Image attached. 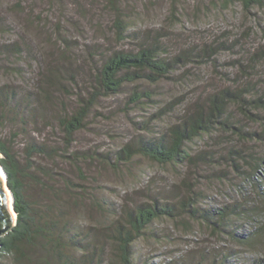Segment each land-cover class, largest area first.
<instances>
[{
  "label": "rangeland",
  "instance_id": "rangeland-1",
  "mask_svg": "<svg viewBox=\"0 0 264 264\" xmlns=\"http://www.w3.org/2000/svg\"><path fill=\"white\" fill-rule=\"evenodd\" d=\"M62 1L66 5L63 6L65 10L62 15H58L56 5L53 7L50 0L0 1L3 3L0 5V13L19 2L26 14L41 13L43 17L41 22L33 20L36 27L34 29L25 26L18 15L17 20L11 18L10 14L7 15L15 26L8 29V35L0 37V45L14 40L20 45L21 54L4 57L3 50L0 51V86L14 85L20 96L29 91L31 79L44 70L47 60L53 68L61 65L57 62L60 58L55 52L58 42H54L59 40L55 26L62 22L60 18L71 20H66L68 32H63L68 33L66 37L74 41L75 67L82 66L81 50L84 53L92 42L98 41L107 49L116 47L126 50L134 47L129 40L115 45L109 30L113 16L104 9L107 0H96L93 5L89 0ZM118 2L120 8L128 11L130 23L135 30L162 35L164 49L170 56L179 53L186 57L191 55L193 47L201 49L204 45L214 46L220 41L239 40L234 48L229 46L232 50L217 48V53L207 57L204 63L196 64L191 60L184 62L182 67H176L169 80H162L157 84L144 81L127 84L119 95L100 99L96 103L85 121V128L76 133L70 148L80 159L79 167L84 180L64 161H51L47 164L52 171L83 186L89 193L87 198L91 204L88 201L83 208L72 213L75 214L74 225L94 227L100 223L103 226L99 232L104 233V228L108 229L124 208L129 209L151 200L160 205H175L179 200L194 198V207H199L200 210L240 204V207L246 209L244 216L228 219L221 229L211 224L203 225L181 210H178L179 213L174 210L178 214L172 219L163 217L155 220L132 245L131 264H264V237L261 236L264 225V218L261 216L264 212V169L254 183H250L243 179L247 166L235 155H230L240 166L236 171L232 167L233 158L227 156L228 147L235 144L244 149V155L247 156H244V160L249 161L256 155L264 154V143L259 140L240 141L233 136L216 133L200 137L187 145L192 157L199 151L215 154L214 160L206 164L194 158L183 165H159L140 156L126 165L118 164L116 168L111 164L115 153L128 141L140 136L151 137L163 133L169 125L181 118L183 110L188 109V102H194L196 97L204 96L212 89L229 85L226 79H233L236 69L232 66L240 58L241 51L250 44L252 38L258 41L259 30H264V8H255L248 14L238 4L222 7L217 0ZM188 59L193 58L188 56ZM3 68L8 69L10 74L3 73ZM80 74L76 81L78 86L74 85V88L66 78L62 79V85L73 93L64 97L71 103H66L65 108L68 110L76 100V88L85 87L86 80L82 77L87 72L84 69ZM134 91L149 93L151 101L144 99L136 105L130 104L128 98ZM80 94L84 95V92L80 91ZM180 102L182 103L179 104ZM161 107L173 110L167 115L158 116L157 112ZM57 109L55 107L52 112L53 117L61 113ZM50 124L55 126L53 121L42 117L24 124L20 120L7 121L1 129V136L23 163L24 148L28 143L43 140L56 143L59 140L57 130ZM253 129L258 132L263 130L260 124H254ZM35 162L46 166L43 159L35 158ZM39 188V185L28 182L29 194L35 201L42 203ZM93 200L104 202V211L110 214L97 212L92 205ZM252 210L253 214L250 212ZM14 217L16 218L15 214ZM250 236L254 240L251 246L237 241L240 238L249 241ZM103 244V249L95 255L91 264L118 263L111 245L105 242ZM81 255L82 252H75L69 256L78 264H85L81 261ZM54 263L56 262L50 261L46 254L37 249H29L17 259L11 255L0 257V264Z\"/></svg>",
  "mask_w": 264,
  "mask_h": 264
},
{
  "label": "trees",
  "instance_id": "trees-1",
  "mask_svg": "<svg viewBox=\"0 0 264 264\" xmlns=\"http://www.w3.org/2000/svg\"><path fill=\"white\" fill-rule=\"evenodd\" d=\"M89 1L92 5L96 3V0ZM217 1L222 4V7L238 4L248 14L255 8H264V0ZM50 3L53 7L56 5L58 15L63 14L62 11L65 10L63 6L66 7L64 1L50 0ZM2 4L0 2V5ZM106 4L104 9L113 16L109 30L115 45L129 40L133 42V48L123 50L112 47L107 49L103 48L98 41L92 42L84 53L81 50L82 66L75 67L74 41L69 40L66 37L68 33L63 32H68L66 25L71 20L60 18L62 22H58L55 26L59 40L54 41L58 42L57 46L53 45L60 58L57 62L61 65L53 68L47 60L44 70L36 73L37 77L31 79L29 91L20 96L14 85L0 86V166L6 176L7 188L13 197V211L16 216L14 226L0 237V257L11 255L17 259L24 256L29 249H37L57 264H78L69 255L82 252L83 260L81 261L91 264L95 255L103 249V242H105L113 248V254L118 259L116 264H131V247L135 240L159 218L172 219L181 210L183 214L195 218L203 225L211 224L220 228L228 219H238L239 216H244V211L246 212V209L235 204L231 207L229 205L230 208L224 207L220 210H200L199 207H194V198L179 200V203L175 205H160L151 200L131 206L129 209L124 208L108 229L103 227L104 233L99 232L103 226L100 223L94 227L74 225L75 214L72 213L79 211L88 201L91 204L87 198L89 193L83 186L74 184L65 176L52 171L47 164L51 161H64L73 167L79 178L84 180L81 167H79L80 159L70 151V148L76 133L85 128V121L96 103L100 99L119 95L127 84L140 81L157 84L162 80H169L171 73L176 67H182L184 62L191 60L196 64L204 63L207 57L210 58L213 53H217V48L232 50L239 40L236 38L230 42L220 41L214 46L204 45L205 47L201 49L193 47L191 55L186 57L179 53L170 56V53H166L164 49L165 44L162 42L161 34L151 35L149 32L135 30L134 25L130 23L131 16L127 14L126 9L119 7L118 0H107ZM58 6L60 9L57 8ZM2 11L5 12L0 13V37L4 34L8 35L9 28H14L15 25L11 18L17 20V15L22 18L25 26L34 29L36 27L33 25V20L43 21L41 13L26 14L23 5L19 2L8 10ZM8 14H10V19H8ZM61 27L63 30L60 29ZM258 34V41L252 38L250 44L241 51L240 58L238 57L235 65L232 66L236 72L233 79H226L229 85L212 89L204 96L196 97L194 102H188V109L183 110L181 118L169 125L163 133L151 137L140 136L128 141L115 153L111 164L115 168L118 164L123 166L137 156L159 165H183L190 163L194 158L206 164L214 160L215 154L199 151L192 157L187 145L200 137L216 133L222 136H233L240 141L259 140L264 143V30L260 29ZM1 50H3L2 56L4 57L21 54L20 45L18 46L14 40L1 43ZM188 56L193 59H188ZM84 69L87 72V75L82 77L86 80L85 87L76 88L77 93L74 95L76 100L68 110L65 108L68 101L66 98L67 95H73V93L62 85V79L66 78L74 88V85L78 86L77 78ZM1 70L7 75L10 74L8 69ZM80 91H83L84 95L80 94ZM144 99L151 101V95L147 92L134 91L128 98V102L136 105ZM55 107L61 113L53 117L52 112ZM167 107L158 109L157 115L164 116L172 112L173 108L169 110ZM37 117L54 122L55 126L51 124L50 126L57 130L59 140L56 143L45 140L28 143L24 148L25 156L22 163L8 146L7 140L1 136V129L7 121L20 120L24 124L34 121ZM254 124H260L263 130L259 132L254 130ZM228 148L227 156L235 155L247 166L243 179L254 183L264 169V154L256 155L248 161V159L244 160L247 156L244 155L242 147L240 149L233 144ZM35 158L43 159L46 166L38 165ZM232 158V167L238 171L240 166L235 158ZM29 181L33 185H39L42 203L35 201L29 194ZM92 205L97 212L110 214L104 211V202L93 200ZM174 210L179 211L176 213ZM250 212L254 213L253 210ZM261 216L264 218V212ZM261 231V236L264 237V225ZM250 237L249 241L244 238L237 241L251 246L254 240L252 236Z\"/></svg>",
  "mask_w": 264,
  "mask_h": 264
},
{
  "label": "water",
  "instance_id": "water-1",
  "mask_svg": "<svg viewBox=\"0 0 264 264\" xmlns=\"http://www.w3.org/2000/svg\"><path fill=\"white\" fill-rule=\"evenodd\" d=\"M5 179H6V176H5ZM8 193L10 192L8 191ZM10 204H11V208L13 211L12 195L10 193V200H9L6 184L5 182L2 181V178L0 176V237L6 234L9 231V229L15 224V218L9 208Z\"/></svg>",
  "mask_w": 264,
  "mask_h": 264
},
{
  "label": "bare ground",
  "instance_id": "bare-ground-1",
  "mask_svg": "<svg viewBox=\"0 0 264 264\" xmlns=\"http://www.w3.org/2000/svg\"><path fill=\"white\" fill-rule=\"evenodd\" d=\"M0 176H1V178H2V181L3 182H5V175H4V173H3V171L1 170V168H0ZM7 194H8V198H9V200H10V193H8V190H7ZM13 198V197H12ZM11 203V202H10ZM235 205H237V204H235ZM240 205V204H239ZM226 208H230L229 207V205H226L225 206ZM9 208H10V211L12 212V214H13V216H14V213H13V211H12V209H11V207L9 206ZM219 210H220V208H218ZM217 210V209H216ZM213 223V222H212ZM13 227V226H12ZM11 227V228H12ZM220 229H221V226H220ZM223 229V231H226L227 230V227H225V229L224 228H222ZM228 231H229V229H228ZM230 232V231H229ZM230 233H232V232H230ZM235 237H236V235H234ZM232 254V253H231ZM232 256V255H231Z\"/></svg>",
  "mask_w": 264,
  "mask_h": 264
},
{
  "label": "clouds",
  "instance_id": "clouds-1",
  "mask_svg": "<svg viewBox=\"0 0 264 264\" xmlns=\"http://www.w3.org/2000/svg\"><path fill=\"white\" fill-rule=\"evenodd\" d=\"M1 167V166H0ZM5 184H6V179H5ZM7 187V185H6ZM7 190L9 191V189L7 188ZM10 192V191H9ZM10 207H11V204H10ZM12 209V208H11ZM15 214V213H14ZM15 218V217H14ZM16 219V218H15Z\"/></svg>",
  "mask_w": 264,
  "mask_h": 264
}]
</instances>
